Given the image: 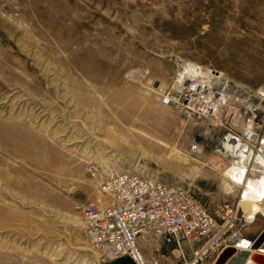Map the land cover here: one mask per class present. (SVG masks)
<instances>
[{"label":"rangeland","instance_id":"rangeland-1","mask_svg":"<svg viewBox=\"0 0 264 264\" xmlns=\"http://www.w3.org/2000/svg\"><path fill=\"white\" fill-rule=\"evenodd\" d=\"M190 64L262 104L264 133V0H0V264H133L94 248L85 221L121 173L246 218L243 184L223 177L229 131L162 103ZM140 247L148 264L183 262Z\"/></svg>","mask_w":264,"mask_h":264},{"label":"built area","instance_id":"built-area-1","mask_svg":"<svg viewBox=\"0 0 264 264\" xmlns=\"http://www.w3.org/2000/svg\"><path fill=\"white\" fill-rule=\"evenodd\" d=\"M194 68L201 72L199 67ZM184 72L180 67L172 85L162 96V103L180 109L188 118L221 122V126L229 131L218 146L222 155L220 148L226 152L227 139L231 136L237 140L241 135L233 131L236 123L244 119L249 126L251 122L256 123L255 104L243 101L241 87L231 85L221 75H215V78H222L215 82ZM212 81L215 83L211 84ZM224 84L232 94L237 91L235 98H225L224 89H219ZM253 111L255 114L250 118L248 113ZM249 142H256L253 148L258 143L253 139ZM250 162L251 157H248L240 164L248 169ZM100 188L111 196L112 202L103 207H89L85 221L93 247L110 260L128 258L133 264H148L140 247V242L148 239L174 246L182 256V264H206L211 259L216 261L245 225L246 218H240L239 209L233 206L224 204L217 213H212L190 190L140 174L113 175Z\"/></svg>","mask_w":264,"mask_h":264},{"label":"bare ground","instance_id":"bare-ground-1","mask_svg":"<svg viewBox=\"0 0 264 264\" xmlns=\"http://www.w3.org/2000/svg\"><path fill=\"white\" fill-rule=\"evenodd\" d=\"M184 65H182V69L186 71L184 72L185 74L201 78L204 81L206 79H212L215 80V82H218L222 79L220 77L215 78V75L212 76L211 72L205 69L203 70L202 68H200L201 72L196 71L193 64H190V66L188 67ZM179 72L181 73V71ZM215 82L212 81L211 84H214ZM206 85L209 86V82H207ZM237 87L240 88V86ZM219 89H224V92L226 94L225 98L233 99L237 96V91L232 94L233 92L228 90L227 84L220 86ZM220 90L218 91L221 93ZM241 94L243 95V101L245 102H248L253 98L247 91L243 90ZM253 107L258 113V117H261V115L263 114L262 104H255L253 105ZM254 114V111L251 113L249 112L248 116L252 118ZM210 121L216 124L215 120ZM255 125L257 124H253V122L250 123V126L245 123L243 125V133L242 135H240V137L246 139H240V137H238L237 140H234V138L230 136L226 141V143L229 142V144H226V146L224 147L226 148V152L222 148H220L222 155L226 158H229L231 162L230 165L226 168L223 176L226 180V183H228L229 185L243 184L244 186L240 202L242 208L244 209L243 212L246 214L244 228L246 229L245 234H247L248 238L242 237L238 241L239 244L235 246L236 248L234 256H237L241 251H246V254L240 256V258L238 259V264H248L249 262L257 261L259 257L264 258V133L258 136V134H256V132L254 131L255 128H252V126ZM256 135L258 136V139H256ZM251 139L257 140L258 142L257 146L254 148L252 147V145L256 142H249V140ZM248 157H251L252 162H250L251 165L247 169L246 165L242 166L240 162L247 160ZM250 175H252V177H249ZM249 223H251L250 226H247V224ZM231 245H233V240L229 241V245L227 248L231 247ZM206 264H215V259H211Z\"/></svg>","mask_w":264,"mask_h":264},{"label":"water","instance_id":"water-1","mask_svg":"<svg viewBox=\"0 0 264 264\" xmlns=\"http://www.w3.org/2000/svg\"><path fill=\"white\" fill-rule=\"evenodd\" d=\"M250 224L251 223L247 224V226H250ZM245 230L246 229L244 227L240 230V233L233 239V245H231V247H229V248H226L221 253V255L215 261V264H238V259L240 258V256L245 255L246 251H241L237 256H234V254H235L234 252H235V248H236L235 246L237 244H239L238 241L242 237H244V238L247 237V234H245ZM254 263L255 264H264V258L259 257V259H257V261L249 262L248 264H254Z\"/></svg>","mask_w":264,"mask_h":264}]
</instances>
